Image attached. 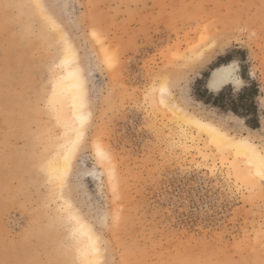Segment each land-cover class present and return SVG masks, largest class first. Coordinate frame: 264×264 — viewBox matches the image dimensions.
<instances>
[{"label": "rangeland", "instance_id": "obj_1", "mask_svg": "<svg viewBox=\"0 0 264 264\" xmlns=\"http://www.w3.org/2000/svg\"><path fill=\"white\" fill-rule=\"evenodd\" d=\"M36 3L0 0V264L76 255L56 209L76 223L47 171L66 129L50 100L65 42L90 118L62 196L100 238L101 264H264V180L237 181L147 98L166 81L185 111L264 152V0H40L43 13ZM231 62L242 81L220 92L238 101L255 87L243 102L256 105L257 129L197 98L220 93L208 78Z\"/></svg>", "mask_w": 264, "mask_h": 264}, {"label": "bare ground", "instance_id": "obj_2", "mask_svg": "<svg viewBox=\"0 0 264 264\" xmlns=\"http://www.w3.org/2000/svg\"><path fill=\"white\" fill-rule=\"evenodd\" d=\"M39 1L35 0L37 2L36 4H39ZM48 21L52 22L50 19ZM65 43L64 57L58 67L62 73L52 78L53 93L50 98L51 102L57 105L56 114L59 120L63 122L62 124L65 123L64 125L66 126L63 136L61 135V139L58 140V149L54 156H52L47 169L49 177L56 187L61 183L62 177L65 174L68 177V173L73 164V158L84 136L86 123H88L90 118L89 112L86 110L88 96L86 106H82L81 102L82 81L83 88L86 89V80L81 67L77 64L76 51L72 44ZM237 70V66L233 62L215 68L208 78V91L216 94L225 86H232L234 88L240 86L242 80L237 75ZM162 88L165 90L161 91ZM147 98L152 106H158L163 109V115L167 113L168 116L171 115L177 119L181 124L180 126H182L180 129H183V132L180 131L185 138L195 143H204L205 148L216 153L225 164H231L235 172L234 177L237 181L242 182V184H253V181H255L253 175L257 176L256 172L258 170L259 160L261 157H264V152L249 138L235 137L216 125L199 119L185 111L174 102V95L166 81L162 82L159 86H152ZM82 118H84L83 124L81 123ZM199 153L202 154V152ZM257 177L260 178L259 176ZM60 200L66 207L71 218L75 221L76 232L80 234V237L82 236V252L88 259L100 260L101 250L99 256L93 251L94 241L97 236L91 226L82 220L65 197L60 196Z\"/></svg>", "mask_w": 264, "mask_h": 264}, {"label": "snow or ice", "instance_id": "obj_3", "mask_svg": "<svg viewBox=\"0 0 264 264\" xmlns=\"http://www.w3.org/2000/svg\"><path fill=\"white\" fill-rule=\"evenodd\" d=\"M34 7L38 8L41 13L44 12L45 6L43 4H35ZM44 20L47 21L49 20L48 16H44ZM51 30V28L49 29ZM94 36H96V33H93ZM116 60L115 56L108 54L106 56V63L111 65L114 63ZM239 83V82H238ZM165 89L162 88L161 91H164ZM81 102L82 106H86L87 104V92L86 89L83 88V81H82V86H81ZM81 123H84V118L81 119ZM97 155L104 158V159H110L109 153L105 150L103 145H97ZM256 175L260 177L261 180H264V157H261L259 160V165H258V170L256 172ZM49 183H52V179L50 178ZM67 184V174H65L62 177L61 183L58 185L60 191H61V196L63 193V189L65 188ZM56 212L59 214L58 219H60L62 222L65 224H68L69 227L67 229L68 231V239H67V247L70 251H75L76 255H74V259L72 261V264H101V261L99 259H88L86 255L83 252H80V250L77 247L76 244V239H77V232L74 228L70 226V218L65 216L63 214V207H59L56 209ZM100 238L97 237L96 240L94 241V246H93V251L99 256L100 253Z\"/></svg>", "mask_w": 264, "mask_h": 264}, {"label": "trees", "instance_id": "obj_4", "mask_svg": "<svg viewBox=\"0 0 264 264\" xmlns=\"http://www.w3.org/2000/svg\"><path fill=\"white\" fill-rule=\"evenodd\" d=\"M222 60H219L218 62H221ZM208 93V92H207ZM248 94V96H256L258 95V90L246 88L244 89L243 93L239 95L238 101L226 100V95L224 92H220L217 96H211L209 95L208 100H204L201 98L200 94H197V98L199 101H203L205 104L211 105L214 108L220 109L221 111L231 112L235 116H239L245 119L246 124L251 129H257L258 128V118L256 117L257 114V107L255 104H248L247 102L244 104L243 100ZM241 105V107L244 109V113L239 112L237 106ZM249 115L255 116V118L251 121L249 120Z\"/></svg>", "mask_w": 264, "mask_h": 264}]
</instances>
